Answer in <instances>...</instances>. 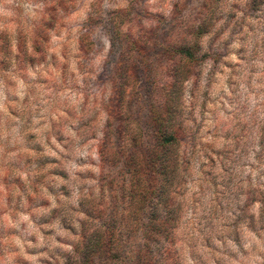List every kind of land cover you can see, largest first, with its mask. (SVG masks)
<instances>
[{
    "label": "clouds",
    "instance_id": "1",
    "mask_svg": "<svg viewBox=\"0 0 264 264\" xmlns=\"http://www.w3.org/2000/svg\"><path fill=\"white\" fill-rule=\"evenodd\" d=\"M0 264H264V0H0Z\"/></svg>",
    "mask_w": 264,
    "mask_h": 264
}]
</instances>
